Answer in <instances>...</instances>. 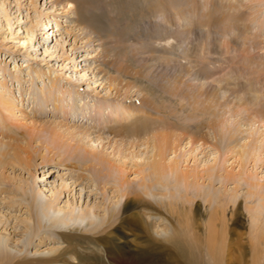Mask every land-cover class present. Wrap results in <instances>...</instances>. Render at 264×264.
<instances>
[{"label": "rangeland", "instance_id": "374dc122", "mask_svg": "<svg viewBox=\"0 0 264 264\" xmlns=\"http://www.w3.org/2000/svg\"><path fill=\"white\" fill-rule=\"evenodd\" d=\"M126 1L98 0L96 5L85 0L89 13L102 14L103 32L118 23L120 28L126 23L128 30L113 48L98 40L87 48L79 37L88 34V28L77 25L64 0H0V96L14 106L10 113L0 110V264H71L80 262L82 251L97 264L91 254L97 230L90 229L118 210L119 215L148 222L160 242L166 243L173 228L187 236L193 230L177 221L181 209L176 205L182 202L188 206L184 213L194 218L200 208V226L211 217L218 223L220 219L230 231L225 239L230 257L245 251L242 261L251 264L252 243H264V141H258L264 133V0H216L220 10L212 13L207 10L213 11L211 0H195L198 8L178 0L165 13L152 15L143 3L142 15L124 9L115 20V7L127 8ZM106 16L116 23L110 26ZM215 18L219 21L214 25ZM182 27L187 38L178 47L171 32ZM166 44L173 47L165 50ZM201 85L207 96L217 91L221 104L229 103L216 108L223 120L194 109L195 103H206V95L198 96L196 90ZM142 94L152 101L148 114H132ZM3 115L8 120L1 119ZM210 119L215 120L213 127ZM231 121L241 122L231 146L246 148L244 154L226 147ZM53 130L58 145L51 143ZM200 133L202 138H191ZM161 140L168 146L165 162L188 174L189 181L184 185L173 173L164 175L155 180L154 194L145 195L140 185L146 176L153 181L148 164ZM68 143L73 151L78 144L103 154L115 165L110 176L94 178L97 174L78 158L66 160ZM114 172L125 177L124 188L131 195L142 193L162 215L139 202L123 205ZM251 183L258 186L255 193L249 191ZM169 206L171 213L166 211ZM81 211L91 212V225L81 219L63 220ZM66 227L74 237L57 232ZM139 231L115 230L126 254L113 257L111 264H176L178 252L171 247L172 259L160 248L130 250L134 238L141 239ZM107 242L114 246L111 237ZM69 245L79 250L77 260L63 253ZM99 255L108 261L104 250ZM183 255L177 264L189 256ZM193 258L195 264H211L205 248L195 250ZM261 261L264 264V258Z\"/></svg>", "mask_w": 264, "mask_h": 264}, {"label": "bare ground", "instance_id": "6f19581e", "mask_svg": "<svg viewBox=\"0 0 264 264\" xmlns=\"http://www.w3.org/2000/svg\"><path fill=\"white\" fill-rule=\"evenodd\" d=\"M94 1L97 2L96 5L100 4L98 2V0H94ZM179 1H182L181 3H183V4L184 3L185 4L190 3V6H194L195 8H198L196 6L199 3L196 2L195 0H179ZM179 1L178 0H130V1H126L127 3L128 2L130 3L127 5V8H125L123 5H122L123 6L122 7V6H116V4H115L117 17H115L116 19L115 18L114 19L118 20L121 13H122L121 11H123L124 9H126V11H128L129 13L138 10L140 12V14L142 15L144 12L142 9L143 3H144V5H147L146 10L151 15H152V13H162L163 14V13H165L166 9H168V7L172 6L173 2H175L177 4V2H179ZM64 2L66 5H69L68 8H70V11H72V13L75 15L73 20L77 23V25L80 26L81 29L88 28L89 33L88 34L85 33V34H83V36L79 37V39L81 41H83V46H85L87 48L93 46V43L95 42V40L103 41L104 44H110L113 48V46H115L116 43H119V44L121 43V41L123 39V35L128 32V30L125 28L126 23L124 24V22H123L124 28H120L121 24L118 23V25L115 24L116 28H114V26H113L112 27L113 29L111 28L112 29L111 31L103 32L99 28V26L103 22L102 18H101L102 14L96 15L94 13H92V14L89 13L88 8H90V7H89L88 2H85V0H64ZM135 2H137V6H135V8H131V6H134V4H136ZM54 3H57V4L61 3L62 4V0L61 1L54 0ZM127 3H125V4H127ZM106 4L109 5V3H106ZM210 6L213 7V9H212L213 11H210L211 8H209V9H207V10H209L208 11L209 13L214 12V10H215L214 8H218L220 10V7H217V6H219V3L216 2V0H214V2L211 0ZM63 8H64V6H63ZM106 17H108L109 19H107V20H109V22H111V23H109V24H111L110 26H112V24L116 23L115 20L112 19V17H110V16H106ZM235 18L237 19L239 17L238 16L236 17V15H235ZM151 21L152 22H150V23L152 26V24L154 23V20H151ZM169 21H170V19H169ZM218 21H219V18H215L214 22L213 21L212 22L215 25ZM204 24H209V21H205ZM171 25H173L172 22H171ZM195 25H196V23H195ZM158 27H161L163 29V27H165V24H163V26L158 25ZM182 29L183 30L182 31L180 30V32H178V31L171 32L172 37L177 42L178 47H180L182 42H185L184 40L187 38L184 34L185 28L182 27ZM157 35L160 36L161 38H164L163 34L157 33ZM166 45L168 46L169 44H166ZM145 46H147V43ZM169 46H168L169 48L165 47L164 49L169 50L171 47H173L172 44H170ZM149 49L152 51H156L155 47H153V48L151 47ZM125 59H127V57H125L124 60ZM137 59L138 58H136V56H135L136 62L138 61ZM126 61H128V60H126ZM195 62H197V61H195ZM196 65H198V64H196ZM196 65H194L193 67H196ZM202 65H204V64H202ZM198 66H200V65H198ZM126 67H127V65L124 66V69L127 70ZM192 70L193 69L190 68V71H192ZM120 71L123 72V69L120 68ZM164 74H165V72H164ZM220 82H222V80L219 81L218 83H220ZM201 88H202V85L200 86V88L199 87L196 88V90H198V92H197L198 96H202L203 94H205L204 91H201ZM213 89H214V87H213ZM117 93H118V90L116 91V94ZM51 94H54V93H51ZM194 94H196V93H194ZM205 95H206V97L204 100L206 101V103L204 102V104L202 105L203 107L198 105V103H195L194 109H198L200 112L206 113V114L210 115L211 117L214 116V117H216L217 120L218 119L223 120L224 115H222V113H217L216 108L221 107V105L223 108V106H225V105L227 106V104L229 105V103H226L225 105L221 104V102H222V101H220L221 97L218 96L217 91H213L210 96L208 95L209 97L207 96V94H205ZM47 97H52V96L48 95ZM217 99L219 100V102H217L218 101ZM150 101H151V99L149 97L142 94L141 100L138 103L140 105L133 107V109L131 110L132 114L137 113V112H141L144 115L148 114L147 106L149 105V103L151 104L152 101L151 102ZM224 103H225V101H224ZM226 106H225V108H226ZM13 107H14L13 104L11 102H9L7 100V98L5 99V98L0 96V110H3L4 112L10 113ZM232 114H233V116L234 115L237 116V113L232 112ZM230 116H232V115L230 114ZM4 118L6 120H8V118L5 117L4 115L1 116V119H4ZM226 118H228V117H226ZM210 120L212 121V123H210V124L213 127L214 126L213 122L215 120H213V119H210ZM228 121H230V120H228ZM240 123H239V121H236V122L231 121L229 123V125L227 127V133L228 134L225 137L226 147L229 148V150L232 152H242L244 154L245 153L244 150H246V148H244V150L241 149V151H238L239 149L236 150L234 147V144L231 146L232 143H230V142L236 141V134L238 132L237 125H240ZM50 134H51V143L53 145H56V144L58 145L57 140L59 139V137L57 135V132L55 130H53L52 132H50ZM203 135L204 134H202V133L196 134V135L192 134L191 138L192 137L196 138V136L202 138ZM263 139H264V133L259 135L258 141L263 142L264 141ZM65 145H67V143ZM167 147L168 146H167L166 142L161 140V142L157 148V152L153 156L152 160L149 161L148 176L149 175L151 177L153 176L152 177L153 181L152 182L146 181L147 176L142 180L140 186L143 189L142 193H144L145 195H147V194L153 195L154 192H152L151 189L153 188V186L155 184V180H158L162 176L168 175L171 173L174 174L175 180L177 182H184V185L188 184V181H189L188 180V177H189L188 174L180 171L176 166H169V164L165 162L164 153H165V150L167 149ZM66 149H69L68 153H70V154H68V157L66 158V160L78 158V161H80L82 164H84L83 166L85 168H89V169H91V171H94L97 174L96 176H94V178H103L104 179L106 177H109L111 172H112V169L115 168V165H112V162H110V160L108 158H106L103 154L96 155L95 151L93 149H87V148H84V147L77 144V146L75 147V151H73L74 149L72 146H70L69 143H68V148H66ZM249 149H251V148L249 147ZM248 151H250V150H248ZM13 160L16 162L18 161L16 157H13ZM86 171H89V170L86 169ZM114 173L116 174V172H114ZM117 173L118 174L120 173L119 169H117ZM117 180H118V186L120 188V197H121V199H123V205H125L126 203H137V202H139L138 204H141L142 206H144V208L146 210L151 209L152 211H155L157 214L162 215L161 211L158 208L154 207L150 202H148L142 196V193L135 192V195L134 194L131 195V193L124 188V185L127 183L124 176H118ZM257 187L258 186L255 183H251L249 191L253 190L252 192L255 193L257 191L256 190ZM31 193H33V192L31 191ZM209 200L210 199H208L207 201H209ZM185 201H187V200L185 199ZM188 202L190 203L189 199H188ZM177 207L179 209H181L180 210V217L177 216V221H179V224L182 227L185 226L187 229L193 230V232H191V234L188 233V235L185 236L184 234L179 233L180 231L177 232L176 231L177 228L176 229L173 228L171 233H169L168 236L165 237L166 243H163V242H160L159 240H157V238H155L151 234L150 227L147 224L148 222H144L142 220H139V218L134 219L132 216L131 217L133 220H131L130 216H127V215L124 216L123 214L119 215V210H118L117 212L115 211L116 213L114 212L115 214L112 213L111 216H108L106 221H104V223H102L101 225H96L94 227H91V229H90V231H92V230L96 231L97 230L95 232L97 235L94 238V244H93V247L91 249V254H93L94 257H96V259L94 258V260H98V261H96L97 264H111L113 257L118 258V257H121L123 254H126L124 252L125 249L122 250V248L120 247V244L123 242H121L120 239L116 235H114V232H115V230L118 229V232L120 233L121 231H126V229L129 228V230H135L136 229V231L140 230L142 232L141 233L139 231V233L142 234L141 239L136 240V238H134L133 243L129 244L128 247L130 248V250L131 249H133V251L138 250V252L139 251H143V252L152 251L153 252V251H156L157 248H160V249H162L161 251H163L164 254L167 255V257L172 259V256H174L170 250V249H172V251L178 252L176 254L175 258L173 259V261L176 264L178 262L182 261V258L184 259V255H183L184 252H187L189 254L188 258L186 260H184V264H195L196 259L193 258L195 250L202 252V249H204V248H205V251H206V254L208 257V262L209 263L211 262V264H223V262L225 260H227L226 264H244L245 263L244 261H242L245 251H240V252H238L239 253L238 255L230 257L231 251L229 249L231 248V246L229 243H225L226 236L230 233V231L227 228H224V226H222V224L220 223V219H218L219 220V223H218L216 216L211 217L207 224L200 226L199 222L201 221L200 217L202 216L200 208L197 209V211L195 212L197 217L194 218L190 214H187V212L184 213L185 210L188 209V206H186L184 202L180 203V205L177 204L176 208ZM171 210H172V208L170 207L166 211L171 213L172 212ZM72 213L73 212L67 214L68 216L63 217V220L67 221L68 219L73 218V219H81L82 221L86 220L88 225H91L93 223L92 219H91L92 214L89 211H81L80 213H78L76 215H74ZM198 220H200V221H198ZM57 221L62 222L61 219H59ZM188 223H189V225H188ZM124 226H125V228H124ZM187 226H189V227H187ZM39 227H41V225H39ZM118 227H122V228H118ZM57 232L61 236H66V237H70V238L74 237L73 234L71 233V228L66 227L65 230L59 229ZM109 237H111L115 242L113 247L111 245H109L107 242V238H109ZM251 243H250V239H249V246L251 245ZM263 244L264 243L262 242L261 239H258V240H256V242L252 243V245H254V248L250 247V251H252L251 252L252 258L250 261L251 264H262L261 260H262V258H264V251L260 246L264 247ZM238 246L240 247L242 245L238 244ZM168 247H171V248L169 249ZM101 250H104L106 252V254H109V256H107V260H108L107 262L103 261L101 259L102 257H100V255H99ZM76 252H79V250H77ZM76 252L71 245H69V247L67 248V251L66 250L63 251V253H66L69 255L71 254L72 259L77 260L76 257L78 256V254H76ZM81 253L82 254L84 253V257L82 259H79L80 262H78V261L76 263L71 262V264H91V261L87 259V257H89V255L87 253H85L84 251H82ZM88 253H90V251ZM226 255L229 258H226ZM61 256L62 255H59L58 257L54 258L53 260L54 261L59 260V258ZM231 258H232V260L229 261V259H231ZM66 262H69V261L67 260ZM16 264H25V263L21 260H17Z\"/></svg>", "mask_w": 264, "mask_h": 264}]
</instances>
